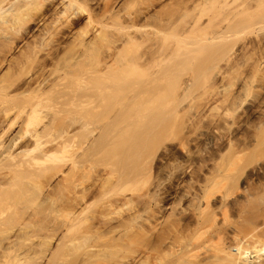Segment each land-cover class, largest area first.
Returning a JSON list of instances; mask_svg holds the SVG:
<instances>
[{
  "label": "bare ground",
  "instance_id": "bare-ground-1",
  "mask_svg": "<svg viewBox=\"0 0 264 264\" xmlns=\"http://www.w3.org/2000/svg\"><path fill=\"white\" fill-rule=\"evenodd\" d=\"M160 2L166 9L156 11ZM251 31V57L247 44L239 48L246 56L236 54ZM184 55H201V73L211 78L205 104L221 103L224 113L210 122L216 136L198 167L195 150L181 144L188 160L168 164L166 186L146 159L169 114H154L155 106L150 116L152 107L138 101L142 114L150 109L149 121L136 114L143 124L111 119L114 105L108 115L117 124L99 116L131 91L132 76L140 90L157 86L159 68ZM191 75L184 85L175 75L168 82L175 104L191 96ZM250 100L254 117L245 121ZM179 106L172 113L181 119ZM256 153L264 155V0H0V264H264V182L244 204H213L231 170L242 161L243 177V160ZM256 167L264 177V163ZM12 204L37 207L10 215Z\"/></svg>",
  "mask_w": 264,
  "mask_h": 264
},
{
  "label": "rangeland",
  "instance_id": "rangeland-1",
  "mask_svg": "<svg viewBox=\"0 0 264 264\" xmlns=\"http://www.w3.org/2000/svg\"><path fill=\"white\" fill-rule=\"evenodd\" d=\"M132 2V1H131ZM136 3H138L139 4V2H136ZM161 3L162 2H160V6H159V4H158V7L155 9L156 11L157 10H159V11H162V10H164V9H166L165 7V3H163L164 4V6H162L161 5ZM167 3H168V1H167ZM134 4V6H137L138 4H135V3H133ZM130 5H131V3H130ZM139 6V5H138ZM138 6H137V8H138ZM129 7V6H128ZM127 7V8H128ZM134 7L132 6L131 7V9L130 10H136V9H133ZM155 10H153V12L155 11ZM195 14H193L192 13V15H196V13H198V11L196 10L195 12H194ZM206 19V18H205ZM204 20V19H203ZM148 21H150V20H148ZM153 21V20H152ZM147 23L148 22H146L145 24L147 25ZM150 23H151V21H150ZM153 23H155V21H153ZM152 23V24H153ZM144 24V25H145ZM149 24V23H148ZM152 24H150V26H152L151 28H153V25ZM155 25H156V23H155ZM146 27V26H145ZM147 27H149V25L147 26ZM155 27V26H154ZM146 29V28H145ZM150 29V28H149ZM148 28H147V30H149ZM152 30V29H151ZM254 32V31H253ZM252 31H251V33H249V32H245V33H242L241 35H240V37H241V39L239 40V42H238V44H237V42H236V48H237V53H236V51H235V49H233L234 51H235V53L236 54H238L239 52H241L240 50H241V48H242V46L244 47V45L245 44H247V45H245V49L247 50L248 48H246V46L247 47H249V49L247 50V56L246 55H244V54H241V53H243V52H245L246 53V50H242L243 52H241V53H239V54H241V55H243V56H246V57H248L250 54H252L253 53V49H254V44H253V42H254V40H256V34H254ZM191 41V40H190ZM255 43V42H254ZM243 44V45H242ZM253 44V45H252ZM241 45V46H240ZM240 46V47H239ZM253 46V47H252ZM193 47H194V49L196 50V51H199L200 50V48H202V45L201 46H198V45H193ZM239 48H240V50H239ZM253 48V49H252ZM252 51V52H251ZM232 53H234V52H232ZM234 53V54H235ZM248 53H249V55H248ZM249 57H251V55L249 56ZM175 60L177 59V60H180V61H171V62H173L172 63V65L175 63L176 65H177V63H178V67L175 65H173V68L171 69V67H172V65L170 64V63H166V64H170V66H164L163 65V67L161 66V69L163 68L164 69V67H165V69L163 70H161L160 68H159V72H160V75L158 76V77H160V76H163L164 77V73H166V75H168L167 77L165 76L164 78H165V80H164V78L163 77H161L160 79V81L159 82H157L156 83V85L157 86H153V85H149L150 83H146L147 85H149V86H147V87H145V86H142L141 85V88H142V90H144V92H145V89L148 91V92H145L146 94H144V97L143 98H145V99H143L142 98V94L144 93L142 90H140V87H135L134 86V82L135 81H133V79L132 78H134V79H136V77L137 76H132L131 77V83H132V85L134 86V90H132L133 89V86H132V89H131V91H129V92H131V93H136V92H138L139 90L140 91H142L141 92V97H140V95H138L137 96V94H140V92H138L137 94H131V96L133 95V96H136L137 98L136 99H134V97L132 96H130V95H128V93L129 92H123L122 94V96H119L120 97V99H118L117 98V100H114V102L116 101V103H119V101L120 102H124L125 104H123L124 106L122 107V104H121V107H122V109H121V107H120V105H118L117 106V104L116 103H112V104H110V105H107L106 104V107H108V108H106V109H104V106L105 105H102V106H100V108L101 107H103V109L101 108V111H100V109H99V114L101 113V112H103L102 114H100V116L99 117H103L104 116V118H107L109 115H108V113H110V112H108V110H113V108H110L111 107V105H112V107H113V105H114V108L116 109V110H113V111H116V112H113V111H111V113H110V115L113 113V115H111V117L109 116L108 117V119L109 118H111V119H113V118H115V120L116 119H118L119 118V120L120 121H123L122 123L125 125V123H130V124H135V123H137L138 124V122L140 123H142L143 124V122H142V118L143 119H146V120H148L149 121V119L151 118L150 116L152 115H154V114H160V111H162L161 112V114L163 113V115H165V114H169V115H165L166 117L164 118V121H163V124L165 125V129H164V131L162 132V137L160 136V138L161 139H159L158 138V141L156 140L155 142H154V140L152 141V142H148L149 144H148V146H149V148L151 149V151H150V153L148 154V156H151V157H149L150 158V160H149V158H148V156H147V158L148 159H146V160H148V162H150L149 164H151L152 163V167H153V169H152V171H153V174H154V176H156L157 177V175H158V181L159 182H161L162 181V184L164 183L165 185L167 184L168 186L170 185V183H171V181H170V179L168 178V173H169V170H171V169H167L169 166H168V164L169 163H176L177 161H179L180 162V160L182 161V162H184V161H186V160H188V156H186L187 154H185L184 152H183V149H181L182 147H181V144H185L186 146H187V149L189 148L192 152H194V150H195V157L194 156H192L191 158L193 159V160H195V161H192V162H196L195 164L197 165V167H198V163H200V161L203 159V158H201V157H203L202 156V154H203V150L204 149H206V151H205V153L206 154H208L209 152H211V151H209L210 149L209 148H207V147H210V142H212L214 139H215V136H216V134H211V133H213V132H210L211 131V129H210V122L213 120L212 118L215 116V118H217V117H219L218 115H222L224 112L222 111V110H224V107H223V109H222V104L221 103H218V105L216 106V104H214V105H211V107H210V104H209V107H208V104L206 105L205 103H206V100H207V98H209L211 95H212V92L208 89V87H209V82L211 81V78H210V76H209V72H207V74H205L206 72H204V73H201L202 72V70H201V61H200V59H201V55H195V56H191V55H184L183 57H176V58H174ZM173 59V60H174ZM189 61V62H191L192 63V65L194 66H191V70L192 71H190V69H188V66L186 65V66H184L185 65V63L183 62V61ZM177 62V63H176ZM183 63V64H182ZM170 67V68H169ZM176 67H177V69H178V71H177V69H176ZM193 67V68H192ZM168 68V69H167ZM175 68V69H174ZM184 69H185V71H184ZM188 69V70H187ZM158 70V69H157ZM166 70H170V71H166ZM176 70V71H175ZM187 70V71H186ZM166 71V72H165ZM190 73H189V72ZM240 71V70H239ZM239 71H236V72H234V74L235 75H239L240 73H238ZM164 72V73H163ZM168 72V73H167ZM173 72L175 73V74H173ZM179 72V74L177 75V76H179V77H177L176 76V74ZM190 74V77L192 76L191 74L193 73V74H195V76H194V78L192 79V80H194L193 82V84L195 85V87L193 88V92H190L191 93V96L190 95H188L189 96V98H185L184 100H180V102H176L177 104H175L173 101H175L173 98H172V96H173V93L172 92H169V90L171 89V85L169 84V83H173V79L172 78H175L174 77V75L177 77V79H176V82L175 83H177L178 82V80H180V83L181 84H183L184 82H186V81H183V80H187L188 79V73ZM162 73V74H161ZM170 73V74H169ZM181 73V74H180ZM183 73V74H182ZM237 73V74H236ZM173 74V76H171ZM186 74V75H185ZM234 75V76H235ZM170 76H171V78H170ZM183 76V77H182ZM181 77V79H178V78H180ZM189 77V78H190ZM237 77V76H236ZM163 78V79H162ZM182 78H184L183 80H182ZM192 78V77H191ZM171 80H172V82H171ZM136 81H137V79H136ZM183 83H182V82ZM163 82V83H162ZM169 82V83H168ZM228 82V81H227ZM226 82V83H227ZM130 83V82H129ZM130 83V84H131ZM162 83V84H161ZM191 84V83H190ZM173 85H174V83H173ZM184 85V84H183ZM153 86V87H152ZM161 88H160V87ZM169 86H171V87H169ZM149 87V88H148ZM159 87V88H158ZM137 88H139V89H137ZM143 88H145V89H143ZM148 88V89H147ZM157 89L156 91H154V90H152V89ZM136 89H137V91H136ZM149 89H151L150 90V92H149ZM160 89V90H159ZM172 89H173V87H172ZM236 89V87H234L233 88V91ZM172 91V90H171ZM174 91V90H173ZM181 91H183V90H181ZM180 91V92H181ZM153 92V93H152ZM150 93V94H149ZM171 93V94H170ZM182 93V92H181ZM189 93V94H190ZM124 94H126L128 97H131V99L132 100H134V102L132 101V100H128L132 105H129L130 103L129 102H125V97H127L126 95H124ZM148 95H150V96H148ZM171 95V98H172V101H171V99L169 98V96ZM146 96V97H145ZM122 97V98H121ZM124 97V98H123ZM138 98H139V100H138ZM150 98V99H149ZM160 98V99H159ZM211 98V97H210ZM253 99V98H252ZM137 100V101H136ZM146 100H147V102H146ZM158 100V101H157ZM160 100V101H159ZM209 100V99H208ZM207 100V101H208ZM133 103H132V102ZM141 101H143L141 104H143V105H145L146 103H147V107H152V109L150 110V109H148V110H145L146 111V113L148 112L149 114H150V112H152L151 114H150V116L148 115V113L146 114V113H144V114H146L147 115V117L148 118H146V115H144V114H142V110L145 108V106L143 107V108H141L140 106H138V105H140L139 104V102ZM150 101H151V104H148V103H150ZM152 101H157L156 103H159L158 105H160V106H157V105H154V104H152L153 102ZM181 102H182V104H181ZM145 103V104H144ZM155 103V102H154ZM155 103V104H156ZM169 103L170 104H172L173 106H174V108H173V106L172 105H169ZM178 103H180L179 105H178ZM202 103H203V105H202ZM116 104V105H115ZM127 104V105H126ZM136 104V105H135ZM164 104H168V106L170 107H168L167 106V108H168V110H165L164 108H166L165 106H164V108H163V106H161V105H164ZM175 104V105H174ZM248 104H249V106H248ZM247 104V107H245L246 109H247V111H246V115L242 112V110L240 111H238L237 112V116L236 117H239L240 118V116H239V114H240V112H242L240 115H241V117L243 116V118H241V119H245V121L246 120H250V119H253V112L252 111H254L253 109H254V107H253V101L252 100H250V103H248ZM252 104V105H251ZM133 105H135V107L136 108H134L133 109V107H130V106H133ZM142 105V106H143ZM151 105V106H150ZM179 106L178 108H179V111L181 110V109H183V111L181 110L180 112L182 113L183 112V115L184 114H186V115H182V114H180L182 117H181V119L179 118L180 116H175L174 117V115H175V113H172L174 110H175V108H177V106ZM207 106L208 108L206 109V107L205 106ZM110 106V107H109ZM126 106V107H125ZM155 106L158 108V107H160L159 109L160 110H157V108H156V110H154L155 109ZM171 106H172V109H173V111H172V109H171ZM176 106V107H175ZM191 106V107H190ZM202 106V107H201ZM118 107H120V109L121 110H118ZM130 107V108H129ZM138 107H140L141 109H139ZM250 107V108H249ZM253 107V108H252ZM110 108V109H109ZM123 108L126 110H123ZM127 108H129V109H127ZM166 108V109H167ZM184 108H185V111H184ZM202 108V110H201V113L199 112L200 110H198V109H201ZM205 108V109H204ZM249 108V109H248ZM136 109V110H135ZM147 109V108H146ZM162 109V110H161ZM164 109V110H163ZM203 109L205 110V111H203ZM209 109V110H208ZM211 109H212V111H211ZM252 111H251V110ZM103 110V111H102ZM125 111V112H127L126 113V115H125V112H123V111ZM129 110V111H128ZM138 110H140V113L142 114V116L144 115V117H142L141 118V116H140V118H139V116L137 117V115L136 114H139V111ZM155 111V113H154V111ZM198 110V111H197ZM106 111H107V113H106ZM120 111V112H119ZM166 111H167V113H166ZM187 111V112H186ZM137 112V113H136ZM156 112H158V113H156ZM185 112V113H184ZM119 114V117H117L116 116V114ZM123 113H124V115H123ZM130 113H132V114H130ZM154 113V114H153ZM199 115H198V114ZM248 113V114H247ZM108 116H107V115ZM115 114V115H114ZM140 114V115H141ZM122 115V116H121ZM128 115V116H127ZM132 115V116H131ZM135 115V116H134ZM197 115V116H196ZM202 115V116H201ZM245 115V116H244ZM251 115V116H250ZM186 116V117H185ZM201 116V117H200ZM248 118H247V117ZM136 119H135V118ZM176 117L177 118H179V119H176ZM123 118V119H122ZM125 118V119H124ZM132 118H134L133 119V121L135 122V121H138V122H133L131 119ZM137 118H138V120H137ZM183 118V119H182ZM200 118V119H199ZM204 118V119H203ZM250 118V119H249ZM103 120V122L102 121H100V120ZM101 119H99V123L101 124V122H102V124H105L104 122H106L103 118H101ZM111 119H109V120H111ZM122 119V120H121ZM139 119H141V120H139ZM186 119V120H185ZM199 119V120H198ZM119 120H116V122H118V123H120L119 122ZM129 120H130V122H129ZM145 120V121H146ZM166 120H167V122H166ZM126 121V122H125ZM144 121V122H145ZM148 121H146V122H148ZM169 121V122H168ZM188 122V123H185V122ZM109 122H111L112 124L113 123H115V124H117L116 122H113V120H111V121H109ZM125 122V123H124ZM132 122V123H131ZM145 122V123H146ZM107 123V122H106ZM122 123H120V124H122ZM182 124L184 125H188L189 126V128H187V129H185L186 127H185V125H184V127L182 126ZM183 127V128H182ZM222 127H223V125H222ZM224 128V129H223ZM223 128H221L222 129V131H218L220 134L219 135H224V132L226 131L225 130V127H223ZM236 128H237V125H236V127H235V129H234V131L236 130ZM209 129H210V131H209ZM239 131V130H238ZM238 131H236V132H238ZM160 132V131H159ZM235 132V133H236ZM249 132V131H248ZM246 133V132H245ZM240 134V133H239ZM211 135H213L212 137L214 138H212L211 137ZM219 135H217V138H218V136ZM251 134L249 133V136H250ZM205 138H208L209 139V141L207 140V139H205ZM212 141H211V140ZM160 140V141H159ZM207 141V142H206ZM154 142V143H153ZM203 142V143H202ZM206 142V143H205ZM209 142V146L207 145V143ZM151 143H153V144H151ZM204 143L206 144V145H204ZM165 146V147H164ZM166 146H167V148H166ZM202 146H204V147H202ZM163 147H164V149H163ZM199 148H201L202 150H200ZM204 148V149H203ZM211 148V147H210ZM165 151V152H167V149L168 150H170L172 153H174V155H173V160H170V162H166L165 161V159H163L164 157H165V152L163 151V150ZM188 149V150H189ZM199 149V150H198ZM212 150V149H211ZM196 151H197V153H196ZM200 151V152H199ZM202 151V152H201ZM163 153V154H162ZM165 153V154H164ZM198 153H200V157H198L199 155H197ZM154 155V156H153ZM164 155V156H163ZM161 156V157H160ZM186 156V157H185ZM208 156V155H207ZM152 157H154V158H152ZM160 157V158H159ZM163 157V158H162ZM174 157L177 159H174ZM181 157V158H180ZM197 157H198V159H197ZM146 158V157H145ZM159 159V160H158ZM162 159V160H161ZM186 159V160H185ZM199 159H201L199 162H197ZM174 160H176L175 162H173ZM256 160H258V163H256ZM162 161V162H161ZM172 161V162H171ZM191 161V160H190ZM147 162V161H146ZM229 162V161H228ZM242 162V161H241ZM241 162H240V164H239V166L237 165V167H239L238 169H236V168H233L234 169V171H232L231 170V172L230 173H233L234 174V176L232 175V177H228V178H232L231 180H229V181H227V180H224L223 181V184L222 185H220V186H218L216 189H220L221 190V192H217L218 194H216V196H215V198H216V200H214L213 201V204H218L217 206H219V204H231V205H236V204H244L245 203V201L244 200H246V195H248V193H249V195H253L254 193H256L258 190H259V186L260 185H262V182H264V177H260L259 175H261V171H259L257 168H259V167H256L257 165L258 166H260V165H262L263 163H264V155L263 154H261V153H256V154H254V155H252V156H249V157H246L244 160H243V163H245V164H249L250 163V165H248L249 166V168L250 169H248V171L246 170V172L244 173V174H242L243 175V177L241 178L240 176H238L239 175V173L241 172V168H242V166H241ZM164 163V164H163ZM209 163V162H208ZM243 163H242V165H243ZM260 163V164H259ZM211 164V163H210ZM244 164V165H245ZM252 164V165H251ZM256 164V165H255ZM166 167H165V166ZM171 165V164H170ZM243 165V166H244ZM168 166V167H167ZM211 166V165H210ZM246 166V165H245ZM164 167V168H163ZM171 167V166H170ZM208 167H209V165H208ZM211 168V167H210ZM256 168V169H255ZM209 169V168H208ZM208 169L206 168L205 170H204V172H208ZM236 169V170H235ZM260 172V173H259ZM237 173V174H236ZM253 173H255V174H253ZM202 174V173H201ZM249 175V176H248ZM262 176V175H261ZM251 177H252V179H251ZM234 178H236V180L234 179ZM241 178V179H240ZM261 178H263V179H261ZM234 179V180H233ZM237 179H240V182H239V180H237ZM261 181H259V180ZM167 180H169V181H167ZM157 181V182H158ZM237 181L239 182V183H237ZM158 182V183H159ZM236 182V183H235ZM231 183V184H230ZM234 185H233V184ZM261 183V184H260ZM163 184V185H164ZM211 184H213V182L212 183H210V185ZM231 186H230V185ZM237 184V185H236ZM166 185V186H167ZM247 190V192H245L246 190ZM217 191V190H216ZM185 195V194H184ZM224 195V196H223ZM226 197V198H223V197ZM184 198H186L185 196H183ZM219 197V198H218ZM183 198V201L180 203L181 205V207H186V206H188V204H190V202H189V199H184ZM214 198V199H215ZM218 199V200H217ZM225 199H227V200H225ZM221 200V201H220ZM223 200V201H222ZM218 201V202H217ZM215 202V203H214ZM220 202V203H219ZM178 203V204H179ZM185 206H184V205ZM13 206V208H12V212H10L9 214L10 215H13V211H15L14 209H19V210H23V206H27L28 208L30 207V208H32V209H30V211L29 212H31V210H33V208H35V207H37L36 206V204H12ZM61 208V207H60ZM56 214H54V216H55ZM53 216V217H54ZM234 216V215H233ZM49 217H52L51 215L49 216ZM232 217V215L230 216V218ZM37 218V217H36ZM36 218H34V220L36 219ZM233 218V217H232ZM234 218H237L236 216L234 217ZM233 218V219H234ZM36 220H39V218H37ZM35 220V222H37ZM232 219H230V221H231ZM237 220V219H236ZM186 221L187 222H190L191 221V219H190V217L189 218H187L186 219ZM233 221V220H232ZM231 221V222H232ZM234 222H235V220H234ZM233 222V223H234ZM233 226V225H232ZM61 235V234H60ZM60 235H58L59 237H60ZM57 236V237H58ZM57 237L55 238V239H57ZM61 237H62V235H61ZM46 260V259H45ZM45 260L43 259V260H40V261H38V259H37V261H33V264H38L39 262V264H44V262H45ZM35 262V263H34ZM71 262V261H70ZM12 264V263H11ZM61 264H64V262L63 263H61ZM67 264V263H66ZM68 264H71V263H69L68 262ZM72 264H73V260H72Z\"/></svg>",
  "mask_w": 264,
  "mask_h": 264
}]
</instances>
